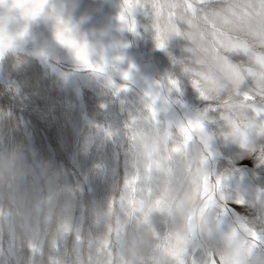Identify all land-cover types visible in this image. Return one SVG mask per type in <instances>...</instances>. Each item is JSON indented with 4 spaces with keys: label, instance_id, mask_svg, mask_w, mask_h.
I'll return each mask as SVG.
<instances>
[{
    "label": "rangeland",
    "instance_id": "1",
    "mask_svg": "<svg viewBox=\"0 0 264 264\" xmlns=\"http://www.w3.org/2000/svg\"><path fill=\"white\" fill-rule=\"evenodd\" d=\"M123 2L46 0L28 20L0 3V27L13 37L0 56V150L22 147L41 166L0 203V264H197L175 220L181 203L190 208L184 228L211 207L217 231L242 232L249 251L264 254V242L254 245L241 227L264 237V115L245 129L206 111L210 102L183 71L190 43L173 35L157 48L150 10H132L130 31L118 19ZM58 20L103 73L59 43ZM146 93L157 94L151 123Z\"/></svg>",
    "mask_w": 264,
    "mask_h": 264
},
{
    "label": "snow or ice",
    "instance_id": "2",
    "mask_svg": "<svg viewBox=\"0 0 264 264\" xmlns=\"http://www.w3.org/2000/svg\"><path fill=\"white\" fill-rule=\"evenodd\" d=\"M8 3L20 9V15L28 20L41 14L46 0H8ZM133 9L150 10L146 14L153 19L157 48L164 49L173 35L182 36L190 43L191 61L183 71L190 74L192 87L200 98L210 102L206 111H218L219 119L227 126L245 129L253 125L257 116L264 115V0H136L135 3L124 0L118 19L130 31L135 30ZM12 39L0 27V56L5 47L11 46ZM56 39L73 50L84 68L97 73L105 71L103 63L90 61L88 46L78 43L71 28L60 20ZM241 56L243 60L237 59ZM122 78L127 80L128 72L122 73ZM178 84L176 79H168L170 88L178 91ZM145 95L151 123L157 114L154 106L157 94ZM139 123L132 122L129 134L138 130ZM189 123L197 128L201 126L199 121H188L185 125ZM257 126L264 134V121ZM261 153L260 161L264 163V149ZM212 185L217 191L220 179ZM215 199L220 210L223 197L215 195ZM241 227L255 238L254 245L264 242V237H258L256 231L244 224Z\"/></svg>",
    "mask_w": 264,
    "mask_h": 264
},
{
    "label": "clouds",
    "instance_id": "3",
    "mask_svg": "<svg viewBox=\"0 0 264 264\" xmlns=\"http://www.w3.org/2000/svg\"><path fill=\"white\" fill-rule=\"evenodd\" d=\"M4 7L8 8L10 4L7 3ZM39 167L41 166L28 162V155L22 147L0 150V203L7 204L14 195L18 196L24 177L36 173ZM184 196L185 193H179L178 199L182 202ZM191 207L199 209L201 202L195 201ZM189 210L188 205L181 203L175 211V220L181 226L186 250L197 253V264H264V254L249 251L244 233L220 232L214 228V208L210 207L202 215L194 217L191 231L184 228L183 222ZM186 259L191 260V256ZM156 264L170 262L158 257Z\"/></svg>",
    "mask_w": 264,
    "mask_h": 264
}]
</instances>
